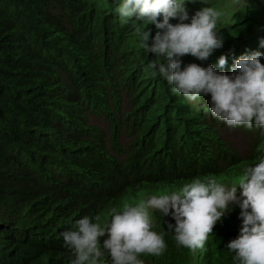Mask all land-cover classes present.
<instances>
[{
    "label": "trees",
    "instance_id": "trees-1",
    "mask_svg": "<svg viewBox=\"0 0 264 264\" xmlns=\"http://www.w3.org/2000/svg\"><path fill=\"white\" fill-rule=\"evenodd\" d=\"M186 1L193 12L218 7L225 42L206 61L186 54L185 64H216L228 53L218 70L230 73L234 56L259 47L264 0L234 10L215 0ZM119 4L0 0V264H70L62 232L132 200L130 186L151 182L163 191L174 181L230 173L245 161L225 139L228 130L256 134L250 156L259 153L261 129L229 128L211 115V94L190 102L145 72L156 56L135 36L139 22L121 20ZM144 27L153 37L159 31ZM239 229L233 219L216 224L195 250L176 247L167 230V248L141 258L237 264L227 244Z\"/></svg>",
    "mask_w": 264,
    "mask_h": 264
},
{
    "label": "clouds",
    "instance_id": "clouds-1",
    "mask_svg": "<svg viewBox=\"0 0 264 264\" xmlns=\"http://www.w3.org/2000/svg\"><path fill=\"white\" fill-rule=\"evenodd\" d=\"M197 2L203 0H192ZM215 2L234 10L256 0ZM186 3L120 0L121 20L139 22L134 23V34L156 56L145 72L159 75L172 93L190 102L211 94L210 113L227 127L255 126L264 132V37L256 50L238 57L233 53L230 73L218 70L228 64V53L220 55L216 64H185L186 54L206 61L225 42L218 30L222 12L208 4L193 12ZM145 24L159 30L154 37ZM256 139L254 134L253 143ZM250 155L247 159L240 155L245 162L233 166L230 173L197 176L182 186L174 181L167 190L151 182L130 186L132 200L110 206L99 215H84L62 232L70 264H145L142 254L160 255L167 248V230L174 233L176 247L203 248L215 225L224 226L230 219L240 225L238 236L227 244L233 259L237 264H264V140L257 156L252 159Z\"/></svg>",
    "mask_w": 264,
    "mask_h": 264
},
{
    "label": "rangeland",
    "instance_id": "rangeland-1",
    "mask_svg": "<svg viewBox=\"0 0 264 264\" xmlns=\"http://www.w3.org/2000/svg\"><path fill=\"white\" fill-rule=\"evenodd\" d=\"M185 3V1H184ZM246 3H242L245 5ZM241 5V6H242ZM240 6V7H241ZM244 7V6H243ZM94 124L104 126V122L95 121ZM225 139L231 144V146L244 158L247 159L251 152L252 138L254 134H246L238 130H228L225 133Z\"/></svg>",
    "mask_w": 264,
    "mask_h": 264
},
{
    "label": "bare ground",
    "instance_id": "bare-ground-1",
    "mask_svg": "<svg viewBox=\"0 0 264 264\" xmlns=\"http://www.w3.org/2000/svg\"><path fill=\"white\" fill-rule=\"evenodd\" d=\"M218 5H219V4H217V6H218ZM251 6H252V5H251ZM217 8H218V7H217ZM226 10H227V9H226ZM228 10H229V9H228ZM228 10H227V11H228ZM127 197H130V196H127Z\"/></svg>",
    "mask_w": 264,
    "mask_h": 264
}]
</instances>
